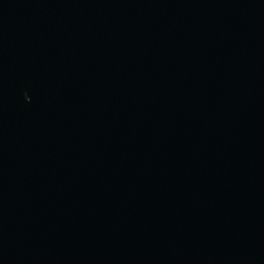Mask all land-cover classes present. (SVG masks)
<instances>
[{
    "label": "water",
    "instance_id": "1",
    "mask_svg": "<svg viewBox=\"0 0 264 264\" xmlns=\"http://www.w3.org/2000/svg\"><path fill=\"white\" fill-rule=\"evenodd\" d=\"M0 264H264V0H0Z\"/></svg>",
    "mask_w": 264,
    "mask_h": 264
}]
</instances>
